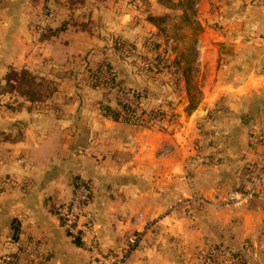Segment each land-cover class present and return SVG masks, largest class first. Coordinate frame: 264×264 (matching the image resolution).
<instances>
[{"label":"crops","instance_id":"0c3cea01","mask_svg":"<svg viewBox=\"0 0 264 264\" xmlns=\"http://www.w3.org/2000/svg\"><path fill=\"white\" fill-rule=\"evenodd\" d=\"M121 1L0 0V175L10 179L0 189V253L19 249L14 264H29L27 246L36 241L47 264H97L93 251L62 225V206L85 179L102 252H121L124 234L147 224L161 231L131 252L135 264H179L178 250L180 264H189L194 248L218 242L264 264V186L242 206L214 202L247 182L246 167L259 153L250 137L264 120V0H221L216 11L209 0L199 7L193 0V23L202 26L197 32L180 0L181 51L191 46L193 66L206 74L199 76L198 104L180 114V154L170 158L156 154L162 130L105 115L104 90L89 81V69L104 58L131 80L113 41L136 43L146 27L134 19L137 2ZM142 4L147 15L152 9ZM33 20L65 24L44 37L31 28ZM144 21L148 30L156 27ZM12 67L52 78L57 89L33 102L5 86ZM220 99L225 106H218ZM206 105L217 108L204 135L197 121ZM178 199L180 218L171 207ZM169 230L180 240L171 243Z\"/></svg>","mask_w":264,"mask_h":264},{"label":"rangeland","instance_id":"374dc122","mask_svg":"<svg viewBox=\"0 0 264 264\" xmlns=\"http://www.w3.org/2000/svg\"><path fill=\"white\" fill-rule=\"evenodd\" d=\"M134 1L137 2V8L139 10L136 16L134 15V19L136 17L137 21L144 22V27H146V30L144 32H141V35L137 37V40L135 39L137 44L131 41V43H134L135 45L132 49H128L123 53H119L121 57H124L127 60V68L129 69L127 73L131 74V80H126L127 86L137 88L143 93L144 96L143 98H141V104L148 110V112L151 111V114L153 116L147 126L152 127L155 130H162V132L165 133V138L163 140L164 143L162 144L161 148L156 151V154L167 155L168 158L175 157V155L178 156L180 154V123H182L180 114L184 110L191 112L194 106L198 104L199 99L201 98L202 91L199 88V76L201 74L205 75L206 69H200V71H202V73H200L199 69L196 66H193V61L195 59L196 53L191 50V46L188 45V48L186 50L181 51L182 40L180 39V0H124L121 1V3L128 5L129 2ZM142 2L147 3V7H149L150 10L152 9L151 12H149L147 15H144L145 11L141 8L143 5ZM184 2L187 4L188 8L187 16L190 20V28L193 29V32H197L202 28V26L198 25L197 23H193L191 15L192 5L191 3H189L190 0H184ZM143 7H145V4L143 5ZM151 15L156 16L155 21L158 25L148 30L147 23L144 20L146 18L151 22V20L149 19ZM32 22L33 24H31V28L36 33V28L33 27L34 24H36L37 26H42L43 30L44 27L46 28L47 26L37 20L35 21V23L34 20ZM67 22H70V20ZM170 38L173 39L171 48L169 47ZM58 52H60V50ZM161 57L163 59L162 61ZM47 79H49V77ZM184 79H186V82ZM45 83L47 85V88H45L46 93H52L53 84L48 82V80ZM111 93L120 97L122 100L127 101L128 103H135H131L134 106H136L138 103L136 96H134L132 92H115L114 90H112ZM187 96H190L189 100L191 101V103L188 102ZM218 106H225L223 99L218 100ZM207 107V105L203 106V109H201L200 113L201 115H199L197 121V124L200 126V133H203L204 135L208 133L211 127H213L210 123L215 117L212 116L213 113H211V111L212 109L217 108L215 106L210 108ZM144 116L147 117L148 114L146 113ZM250 145L252 146L251 142ZM257 158L258 156L256 157V159ZM255 161L256 160L252 161L249 166L246 167L247 170L244 174H247V182L242 186H236L226 190L224 194L231 190H241L247 185L256 167ZM217 197L218 196L215 197L214 202L217 201ZM191 199L200 202L206 201V198L204 197L194 196ZM229 204H234L236 206L243 205L236 204L234 201L230 202ZM229 204H224L222 206ZM171 207H178L176 209L175 215L176 217L180 218V199H178ZM97 217L98 216H96V220L98 222ZM172 221L174 222L175 220ZM177 223V226L180 227V219L177 221ZM156 231L160 232L161 230L159 227H152L151 225L146 224L145 228L140 231L125 233L123 237L124 244L121 247V252L119 251L118 253V247H113L108 251L102 252L100 250L101 242L99 243V246L97 248L90 247L87 244L85 245L93 251L97 264H101V259H103V262H106V264H109L114 260L112 258L117 256L121 257L122 264H135L133 263V258L129 259V257L131 256V252L136 248L145 246L146 243L151 244V241L149 242V236H154V232ZM260 231L262 233L264 230ZM134 233L138 235L139 240L136 246L129 247L127 238L129 237V235H132ZM169 234L171 235H168V240L171 243L176 239L180 240V236L177 232L175 233L174 231L169 230ZM261 236L264 237V235ZM209 244L210 243L203 247H201L200 245L194 248L190 253L192 261H189V264H205L206 257L211 253L209 251ZM218 244L221 243L218 242ZM169 245L170 247L168 251L170 252L172 244ZM227 248L234 247L228 244H222L220 248H217L215 256H211L210 261H214L218 264L219 262H224V253L219 252V250H227ZM178 254L179 258H177V261H179L180 264V250H178ZM184 259L186 258L183 257V260ZM173 263L175 264V262Z\"/></svg>","mask_w":264,"mask_h":264},{"label":"built area","instance_id":"2783aa9c","mask_svg":"<svg viewBox=\"0 0 264 264\" xmlns=\"http://www.w3.org/2000/svg\"><path fill=\"white\" fill-rule=\"evenodd\" d=\"M209 2L212 11L218 10L221 6V0H209ZM194 5L195 7H199L200 0H194ZM33 27L36 28L38 34L44 31L42 26L34 24ZM172 40V38L169 39L170 48ZM250 142L254 148L259 150L258 158L255 161L256 167L251 179L243 189L231 190L226 194L219 195L215 202L216 206L229 204L232 201L240 205L245 204L262 190L264 186V120L261 126L251 135ZM9 180L8 177L0 175V189L7 185L10 182ZM92 192V186L87 180L81 179L76 183L73 194L62 206V225L73 238L78 237L90 247L97 248L100 243V234L96 220L97 214L90 208ZM138 240L139 237L136 233L129 235L127 238L128 246H136ZM27 249L32 255L28 261L29 264H47V258L40 251L36 241H31ZM219 252L224 253V262H219V264H227L232 261L228 250L220 249ZM19 254V249L0 253V264H14ZM112 259L114 260L109 264H122L120 256L113 257ZM100 263L106 264V262H103V259L100 260Z\"/></svg>","mask_w":264,"mask_h":264},{"label":"trees","instance_id":"16d2710c","mask_svg":"<svg viewBox=\"0 0 264 264\" xmlns=\"http://www.w3.org/2000/svg\"><path fill=\"white\" fill-rule=\"evenodd\" d=\"M72 3L80 0H70ZM193 0H190V2ZM194 2V1H193ZM192 4V3H191ZM152 23L158 25L155 21L156 16L151 15L149 17ZM64 24L57 27L46 26L45 31L42 33L44 37H49L53 34H59L63 28ZM114 46L119 50L120 53L128 49H132L135 45L131 41H127L124 38L117 37L114 39ZM161 57V61H162ZM89 81L93 86L102 87L104 90V98L101 100V108L105 115L112 117L115 120L129 121L132 123L148 125L150 120L153 118L151 111L148 112L144 106L141 104V98H143V93L137 88L132 86H127V81L123 77H120L115 70L113 64L108 58L101 60L95 67L89 69ZM43 75H38L31 71L27 67H22L16 69L12 67L7 77V82L5 86H14L17 91L27 99L33 102H39L45 100L50 93H46L45 88H47L46 81L53 84L52 93L57 89L56 81L52 78ZM119 91H129L136 96L138 103L134 106L127 101L122 100L118 96H111V92ZM49 94V95H47ZM140 110V111H139ZM148 114L145 117V114ZM79 180V179H78ZM78 182V181H77ZM74 241L77 244H85L80 238L75 237ZM222 245L218 243H210L209 251L211 252L207 257L205 264H218L214 261H210L211 256H215L217 248ZM232 261L227 264H251L249 257L240 248H227Z\"/></svg>","mask_w":264,"mask_h":264}]
</instances>
